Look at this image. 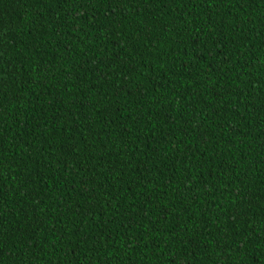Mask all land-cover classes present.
<instances>
[{
    "label": "trees",
    "instance_id": "1",
    "mask_svg": "<svg viewBox=\"0 0 264 264\" xmlns=\"http://www.w3.org/2000/svg\"><path fill=\"white\" fill-rule=\"evenodd\" d=\"M0 264H264V0H0Z\"/></svg>",
    "mask_w": 264,
    "mask_h": 264
}]
</instances>
